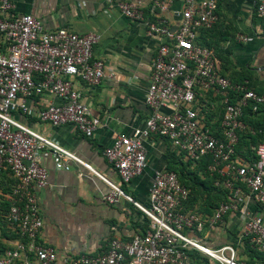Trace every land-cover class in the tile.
Here are the masks:
<instances>
[{"label": "built area", "instance_id": "2783aa9c", "mask_svg": "<svg viewBox=\"0 0 264 264\" xmlns=\"http://www.w3.org/2000/svg\"><path fill=\"white\" fill-rule=\"evenodd\" d=\"M174 1L152 0L149 6L153 18L146 25L147 33L169 39L159 44L150 64L144 126L131 135H115L102 150L118 176L115 183L73 151L17 118L35 117L53 127L72 124L85 136L93 135L102 122L91 112L75 82L97 85L113 76L103 60L92 58L98 34L66 28L46 30L33 15L15 14L12 0H0V174L8 171L14 179L6 195L9 207L4 219L19 235L14 245L0 254V264L17 260L21 264H56L58 260L55 248L38 239L43 221L36 191L47 185L48 177L44 155L51 157L56 170H69L76 163L96 173L110 186L102 195L105 201L117 203L125 198L148 219L145 232L129 239L111 236L106 250L64 256L62 264H193L188 249L205 253L220 264H239L231 246L209 248L196 237L205 222L220 221L229 211L242 213L245 236L264 254V224L242 208L249 200L264 206V141L251 145L250 160L235 151L240 132L255 133L241 121L243 112L246 108L256 112L264 105V92L252 89L247 79L231 81L219 70L213 49L197 42L199 32L217 20L216 0H180L179 24L171 31L162 13ZM115 5L127 18L144 19L138 1L120 0ZM256 11L264 17V0L259 1ZM237 38L247 39L243 34ZM207 91L220 99L221 136L206 123L209 104L203 100V92ZM44 94L57 101L33 110L31 99ZM151 135L167 138L185 160L210 157L208 169L219 175L216 184L227 191L228 199L208 216L183 210L189 189L174 171L164 168L153 175L147 204L133 201L121 185L128 184L146 166L143 139Z\"/></svg>", "mask_w": 264, "mask_h": 264}, {"label": "crops", "instance_id": "0c3cea01", "mask_svg": "<svg viewBox=\"0 0 264 264\" xmlns=\"http://www.w3.org/2000/svg\"><path fill=\"white\" fill-rule=\"evenodd\" d=\"M117 1L120 0H12L15 14L33 15L41 20L46 30L66 28L78 33L98 34L92 58L103 60L105 66L113 71V76L103 78L97 85H88L80 80L75 82L91 112L102 122L93 135L85 136L72 124L53 127L39 123L35 117L17 118L73 151L96 172L115 183L119 182L118 176L102 150L112 143L115 135H131L135 129L144 126L148 116L144 97L150 64L159 44L169 39L147 33L146 25L153 18L149 12L152 0H127L140 3L145 15L140 21L123 16L115 5ZM259 1L216 0L217 20L211 28L199 32L197 42L213 49L219 70L224 64L222 72L232 81L246 78L252 89L264 92V17L256 11ZM181 8V1L175 0L162 13L171 31L178 27ZM238 34L245 35L247 39H238ZM218 99L211 91L203 92L212 120L220 115ZM56 101V98L44 94L34 96L30 106L36 110ZM260 118L264 119V107ZM143 144L146 166L124 186L133 201L146 205L155 171L167 168L169 154L175 149L167 138L157 135L143 139ZM42 163L48 170V177L47 185L36 191L43 221L38 239L58 252L56 264H62L64 256L96 254L106 250L111 236L129 239L141 231L146 216L125 198L117 203L105 201L102 195L110 191V186L96 173L76 163H72L69 170H56L49 155L42 157ZM204 201L205 197L196 200L193 208L208 216L204 214L212 210V205ZM242 208L264 224V206L249 200ZM243 231L242 213L229 211L220 221L205 222L196 237L209 248L231 246L234 259L239 264H264V254L253 247ZM6 233L12 235L8 228L3 231L0 228V243L14 245L17 238L9 240ZM188 255L193 264H220L194 249H188Z\"/></svg>", "mask_w": 264, "mask_h": 264}, {"label": "trees", "instance_id": "16d2710c", "mask_svg": "<svg viewBox=\"0 0 264 264\" xmlns=\"http://www.w3.org/2000/svg\"><path fill=\"white\" fill-rule=\"evenodd\" d=\"M200 44L203 45V43ZM223 66L224 64L221 65L220 71L222 74L228 77L227 74L222 72ZM244 79L246 78H242L238 81H242ZM238 81H234V82H238ZM218 100H219L218 103H220V99ZM263 107L264 105L260 106L256 112H252L250 111L249 108H246L241 117L242 122L249 124L250 126L253 127V129H255L254 134L249 132H240L239 141L235 146L236 153L243 156L247 160L252 159V151L250 149L251 145L257 142L264 141V119L262 120L260 118V113L262 112ZM220 109H221L220 115L216 118V120L213 121L212 118H210V116L208 115V113L211 111L210 107H208L206 113L207 125H209L213 130H215V133L218 136H221L219 131V122L222 114V106ZM210 163H211V158L208 156H204L200 160H185L183 158V154L178 153L176 150H174L173 153L169 154L167 170L174 171L177 174L179 181L185 186H187V188L189 189V196L188 199L183 204V210L195 211L203 215L202 212H199L198 210L193 208V204L196 200L198 199L203 200V197H205L204 202L207 205L210 206L212 205V210H213L220 202L226 201L228 199L227 191L223 189L221 185L216 184V181L220 180L219 175L215 172H211L208 169ZM7 178H9L10 182L6 184V191H3L1 186H3V184L6 183L4 179ZM13 183H14V179L8 171H3L0 174V228L2 229V231L4 230V228H8V231L12 233L11 236L16 237L18 239L19 235L15 232L14 229L8 226V224L4 219V214L6 213L9 207V203L6 200V195L9 194L11 185ZM124 185L125 184L121 185V189L125 192L126 190L123 188L125 187ZM212 210L207 214L205 213L204 215L211 214ZM147 227H148V219L144 221V224L140 232H145ZM5 235L6 237L10 236L8 235V233ZM11 246L4 248L3 245L0 243V254L3 253L4 250L10 248ZM13 264H21V262L17 260Z\"/></svg>", "mask_w": 264, "mask_h": 264}, {"label": "rangeland", "instance_id": "374dc122", "mask_svg": "<svg viewBox=\"0 0 264 264\" xmlns=\"http://www.w3.org/2000/svg\"><path fill=\"white\" fill-rule=\"evenodd\" d=\"M4 180L6 181V183H4L3 186H1V188H2L3 191H6V184H8V182H10V180H9V178L4 179ZM123 188L126 190L125 187H123ZM6 234H7V233H6ZM7 238H8V237H7ZM12 238H13V237H11V235H10L8 239L10 240V239H12ZM1 244H2V243H1ZM2 245H3L4 248L11 246V245L8 244V243H3Z\"/></svg>", "mask_w": 264, "mask_h": 264}]
</instances>
